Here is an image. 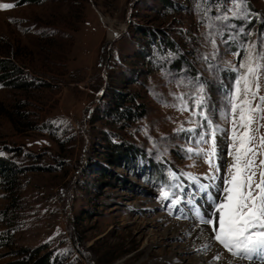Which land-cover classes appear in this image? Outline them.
I'll return each mask as SVG.
<instances>
[{
	"label": "rangeland",
	"instance_id": "374dc122",
	"mask_svg": "<svg viewBox=\"0 0 264 264\" xmlns=\"http://www.w3.org/2000/svg\"><path fill=\"white\" fill-rule=\"evenodd\" d=\"M0 4L15 5L0 8V60L15 68H0V162L12 172L0 179V264L45 256L49 264H206L190 232L171 225L214 235L194 213L211 212L229 176L231 96L252 45L260 65L252 106L260 111L252 113L250 146L257 165L264 159V0ZM114 92L135 99L126 106L143 116H110ZM213 132L219 171L214 156L213 167L206 162ZM110 144L134 155L114 159ZM168 167L196 179L175 182ZM161 189L181 202L161 199ZM210 242L233 260L264 264Z\"/></svg>",
	"mask_w": 264,
	"mask_h": 264
},
{
	"label": "snow or ice",
	"instance_id": "6c2138e0",
	"mask_svg": "<svg viewBox=\"0 0 264 264\" xmlns=\"http://www.w3.org/2000/svg\"><path fill=\"white\" fill-rule=\"evenodd\" d=\"M14 6L13 4H0V8L4 9ZM254 48L255 45H252L248 49L246 61L239 65L246 71L236 80V88L231 96L233 163L229 168V176L222 181V195L217 196L213 201L215 211L203 215L197 212L199 223L209 226L211 232L214 233L209 239H214L223 246L232 257L249 261L256 257L264 259V159L260 160L257 165L255 157L260 153L250 146L253 139L250 136L252 113L260 111L259 104L255 107L252 106V101L256 98L259 90L258 84L255 86L256 90H253V83L258 80L257 73L260 68L258 63L253 66L252 50ZM199 91L202 92L203 89L201 88ZM261 101L264 102V97H261ZM202 102L203 98L201 97L196 101L197 107ZM237 112H239L238 121ZM237 127L243 131L238 133ZM201 139L203 140L204 137ZM215 145V133L213 132L212 150L206 161L209 165L212 163L211 157L216 152ZM261 145H264V138L261 139ZM257 167L260 168L259 181L256 180ZM170 176L175 179L174 173L170 172ZM187 178L192 181L196 179L190 175ZM202 187L206 188L207 186ZM160 198L170 199L172 206L181 202V197L165 189H161ZM207 248L208 246L205 245V250ZM214 259L220 260L221 257L216 255Z\"/></svg>",
	"mask_w": 264,
	"mask_h": 264
},
{
	"label": "trees",
	"instance_id": "16d2710c",
	"mask_svg": "<svg viewBox=\"0 0 264 264\" xmlns=\"http://www.w3.org/2000/svg\"><path fill=\"white\" fill-rule=\"evenodd\" d=\"M29 0H20V2L24 3ZM31 1H37V0H31ZM146 43H148V40H146ZM168 44H171L168 42ZM145 51H143V57H147V53L149 52V49L147 48V45L144 46ZM0 68L5 71L8 74H12L15 72L14 64L10 60H0ZM131 98V99H130ZM132 101H135L132 97H124L123 95H120L116 92L112 93V96L110 97V101L108 104V112L110 116H113V118H116L118 121L123 120L128 123H133L136 121V119L143 116V112H138V108L136 106L133 107V105L126 106V103H132ZM112 148V152L115 154H118V157L114 156V159H121L122 157L124 160H129L132 158L134 154L129 153L127 151V148H125L126 151L122 152L124 150V147L120 145L110 144ZM122 147V148H121ZM114 154V155H115ZM117 163V162H116ZM119 163V162H118ZM12 176L11 170L8 168L7 164H4L3 162H0V179L3 180V182L10 180V177ZM162 178L161 176H158L157 179ZM27 250H23L25 252ZM34 252V251H33ZM16 264H24L23 262H17ZM36 264H49V258L46 256L38 259Z\"/></svg>",
	"mask_w": 264,
	"mask_h": 264
},
{
	"label": "bare ground",
	"instance_id": "6f19581e",
	"mask_svg": "<svg viewBox=\"0 0 264 264\" xmlns=\"http://www.w3.org/2000/svg\"><path fill=\"white\" fill-rule=\"evenodd\" d=\"M176 226L179 228L182 227L185 229V231L190 232L191 237L189 239V243L191 244V248L195 249L198 254V258L202 263L206 264H247V262L243 261H236L231 259L229 256H227L225 253H222L217 246H215L213 243L210 242L208 232L197 226H193V224H190L189 227L194 229H188L186 224H180L177 225L176 223L174 225H171V227H174V229L177 230ZM193 226V227H192ZM205 245L208 246L207 250H205ZM215 255H219L221 257L220 260H216V262L210 261L211 259H214ZM249 264V263H248Z\"/></svg>",
	"mask_w": 264,
	"mask_h": 264
}]
</instances>
